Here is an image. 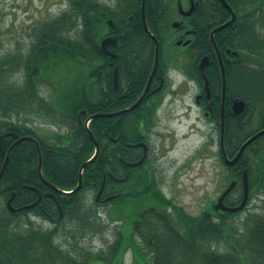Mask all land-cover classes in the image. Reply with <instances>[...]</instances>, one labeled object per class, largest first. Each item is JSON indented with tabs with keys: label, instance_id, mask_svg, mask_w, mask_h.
Listing matches in <instances>:
<instances>
[{
	"label": "trees",
	"instance_id": "16d2710c",
	"mask_svg": "<svg viewBox=\"0 0 264 264\" xmlns=\"http://www.w3.org/2000/svg\"><path fill=\"white\" fill-rule=\"evenodd\" d=\"M114 1L125 5L140 2ZM105 2L68 0L66 8L31 27V39L25 51L16 49L0 56V133L9 130L18 136L34 133L25 120L12 119L13 114L17 117L44 114L52 121L67 120L72 124L70 130L54 133L53 141L41 146V173L61 189L76 185L80 164L93 151V142L84 125L86 117L131 104L141 93L148 73L139 90H126L124 96H121L120 87L112 85L98 96L95 94L89 81V66L91 59H101L104 55L98 40L106 30L105 19H112L118 31L126 29L121 36L128 46L132 39L149 38L142 27L139 8H101ZM227 2L236 8V20L226 28L225 40L215 36L220 50L229 47L236 52L231 61L223 58L227 94L229 86L235 84L236 95L260 114L259 124L251 129L246 128L249 122L244 118L238 119L234 143L228 138L229 126H226L225 150L233 156L241 143L264 125L261 117L264 110V0ZM145 16L149 17L148 8ZM208 46L212 49L210 42ZM63 63L71 64L69 70L73 67L76 72L65 82H52ZM15 71L21 73L20 81L9 79ZM204 71L212 91L220 84L214 56ZM43 80L53 86L49 98L39 89ZM111 80L109 70L103 74V81L110 84ZM149 102L146 96L132 109L114 116L116 119L125 117L126 142L146 141L153 126V106ZM106 120L107 117L94 116L89 121L88 127L99 145L97 154L82 169L81 188L73 193L69 207L66 209L64 200L58 197L62 215L46 227L34 224L27 214V210L42 214L37 206L12 211L4 202L12 192L13 206L33 201L36 192L26 185L39 191L47 188L40 180L37 154L31 140L22 139L11 148L0 181V201L3 200L0 203V264H264V211L248 212L236 230L228 223L233 213L216 210L212 203L197 215L187 213L153 184L149 158L126 167L124 172L118 171L121 163L118 152L123 160L133 161L139 158L140 148L125 144L124 150L118 151L121 137L115 130V147L107 155L102 147ZM13 140L11 136H4L1 139L3 149L6 150ZM3 160L0 152V168ZM234 165L238 168L236 179L241 168L248 170L249 196L255 190L264 192V134L244 148ZM110 173L124 179H113ZM103 174L104 192L118 193L106 210L108 220L119 223L104 247L92 249L78 237L87 232L93 234L102 227L99 229L94 200L92 206L86 205L81 193L85 189H96ZM230 178L228 176L227 180ZM226 199L231 200L229 196ZM50 201L53 202L51 198ZM42 206L51 212L47 199L42 200ZM168 207L172 208L171 213ZM215 244H223L225 248L218 249ZM128 250L131 260L125 261Z\"/></svg>",
	"mask_w": 264,
	"mask_h": 264
},
{
	"label": "flooded vegetation",
	"instance_id": "af4514ba",
	"mask_svg": "<svg viewBox=\"0 0 264 264\" xmlns=\"http://www.w3.org/2000/svg\"><path fill=\"white\" fill-rule=\"evenodd\" d=\"M113 2H105L101 8H139L141 24L144 28L141 8H144V15L146 8L149 10V17L145 16V21L149 30L152 33V36L149 35L148 39L136 38L132 39V42L129 43L130 46L123 42V37L121 34L126 32V29L123 27L121 31L117 30V26L113 20L112 23L108 21L109 18L105 19L106 30L99 38L98 43L103 52V57L101 59H91L90 63V74L89 81L93 89H97L98 92L103 90H108L110 85L114 88L120 87L121 96H124L126 90L134 91L139 90L141 82L144 80V76L147 73V76L143 82L142 89L147 83V79L150 71L153 68L155 52L157 51V61L155 70L151 76V79L148 84V90L146 96L149 98V103L153 106V126L154 130L155 125L158 121V109L162 104L164 96L167 94L175 96L179 92H188L189 89H192V98L193 102L196 105L197 109L200 111V114L205 118V120L217 130V143H218V161L225 166L226 168V177L230 176L231 178L227 180V184L215 197V200L220 195V193L225 189L229 182L234 181V186L232 189L223 197L222 201L224 204L229 206L237 205L242 198L244 187H243V169L246 170V183H247V200L245 206L238 210L234 211L233 216L242 212L243 209L248 206L250 203L249 197V174L246 167L241 168V173L239 178L236 179L234 175L238 170L237 166L234 165L236 161L231 164H225V158L223 156V150L221 146V139L224 147V153L227 158H231L226 153L225 150V138H226V126L228 128V138L231 142L234 143L237 131V121L238 119L244 118L245 122H249L252 119V114L254 112L253 108H248L245 106L243 110L236 113L234 112L233 101L237 98L236 90L237 86L235 84L229 86V93L227 94V85L225 87L224 101L222 105V87L221 79L219 86L213 87L211 91L206 93L202 72L199 70V61L202 56L208 57V63L213 58H216L217 65L218 59L215 52L212 39L215 41V36L219 40H225L227 37L226 28L233 24L237 17L236 8L231 7L229 10L221 0H148V3L142 5L141 0L139 4H120ZM224 10L228 13L225 14ZM130 17L127 19L129 21ZM223 19V20H222ZM126 21V20H125ZM228 21V22H227ZM174 25H172V23ZM226 25L221 26L223 23ZM145 30V29H144ZM112 35L115 36V40H112L109 43H106L104 47H101L100 41L103 37ZM122 37V38H121ZM212 38V39H211ZM125 41V39H124ZM209 42L212 45V49L209 48ZM216 43V41H215ZM217 45V43H216ZM218 47V45H217ZM219 48V47H218ZM213 51V52H212ZM220 56L224 63V59L231 61L232 54L236 55L235 51L230 50L229 47H225L224 50H220ZM113 53V54H112ZM214 53V55L212 54ZM118 61V62H117ZM116 69V82L114 78L109 84L108 81H103V74L108 73L111 70L114 73ZM143 69V72H142ZM175 69H180L184 72L186 77L190 80H193V86L187 85L185 87L182 84H177L179 80L175 77L177 75ZM226 73V72H225ZM201 79V82L199 81ZM220 78V73H219ZM142 91V90H141ZM182 95V93H181ZM104 104H108V101H104ZM111 110H106L104 112H109ZM263 112V110H262ZM261 112V115H262ZM106 126L104 127L103 135V148L106 151V154H111V149H114L116 136L113 135V132L116 130L117 136L121 137V142L118 143V151H122L127 144L125 140V117L116 119L114 116H106ZM223 118V126H222ZM79 119V118H78ZM46 119L42 122L43 125L46 124ZM116 123V124H115ZM264 123V122H263ZM28 124V123H27ZM55 124V123H50ZM30 125V124H29ZM56 125V124H55ZM111 125L114 127L112 128ZM32 126V125H30ZM61 132L70 130L72 124L67 120L61 121L57 124ZM62 127V129H61ZM34 133L29 134L35 137L39 143V147L45 146L48 143L47 135L56 133L57 131L50 130V133H47L45 136L40 135L37 130L32 126ZM111 128V129H110ZM264 129V125L261 127ZM58 130V129H56ZM264 134V133H263ZM11 136L15 139L12 135ZM48 137V138H47ZM148 139V138H147ZM14 141V140H13ZM32 142V141H31ZM12 143V142H11ZM33 143V142H32ZM130 143V142H129ZM146 143V156H150V144L147 140ZM11 145V144H10ZM9 145V146H10ZM34 145V143H33ZM8 146V147H9ZM35 147V145H34ZM99 147V145H98ZM140 155L143 153V147L139 146ZM42 150V149H41ZM93 152V151H92ZM92 154V153H91ZM154 156V155H153ZM120 159V164L118 166V171L124 172L127 166L123 161L122 156H118ZM151 159V158H150ZM150 165H152V160H150ZM221 166V165H220ZM157 161L153 157V184L159 185L156 177L157 171ZM45 178V177H44ZM43 178V179H44ZM40 177V180L43 185L47 188H44L42 191L36 192L37 198L40 194V200L35 206L42 212V214H36L34 210H27V214L30 216H38L40 218L46 219L49 222H54L56 218L60 217L62 214V207L59 203L58 197L60 200H64V206L67 209L68 204L73 199V193L69 194L57 190L56 188L50 186L46 180H43ZM156 182V183H155ZM252 182V178H251ZM100 186V185H99ZM92 189L94 192L93 197L97 207H102L104 205H109L107 201H104V197L110 193L104 192L102 188L101 193L96 198V192L99 188ZM159 187V186H158ZM113 193V192H112ZM58 195V196H57ZM14 196V195H13ZM229 196L231 200H227L226 197ZM50 198L53 202L50 201ZM47 199L48 207L51 208L50 211H46L42 206V200ZM225 201H227L225 203ZM213 202V203H214ZM59 205L61 214L59 215ZM33 206V207H35ZM17 208L18 206H13ZM56 213V214H55Z\"/></svg>",
	"mask_w": 264,
	"mask_h": 264
},
{
	"label": "rangeland",
	"instance_id": "374dc122",
	"mask_svg": "<svg viewBox=\"0 0 264 264\" xmlns=\"http://www.w3.org/2000/svg\"><path fill=\"white\" fill-rule=\"evenodd\" d=\"M101 1L113 2L114 0ZM67 5L68 0H0V56L16 49L25 51L31 39V27L37 21L55 16ZM73 32L72 34H75L76 31ZM70 66L71 64L67 63L59 65V75L52 82L60 84V80L67 81V78L76 72L73 67L69 70ZM175 77L179 80L177 84L186 86L178 75ZM9 79L20 81L22 75L19 71H15ZM187 85L192 87L193 81H189ZM39 89L46 98H49L53 86L49 81L43 80L39 83ZM192 91L189 89L186 93L179 92L175 96L170 94L164 96L158 109L157 124L154 130L151 128L147 140L151 147L150 160H152V165L150 162L149 167L153 170V157L158 165L156 177L159 187L155 186L184 211L197 215L210 205L223 189L226 168L217 159V130L200 114L193 102ZM39 117L30 114L26 117L12 115V119L25 120L26 123L34 126L42 136L50 133V130L59 129L57 124L53 125L50 122L43 125L44 120ZM259 122V112L255 109L246 128H254ZM48 141H52V138H48ZM81 195L86 205H93V193L90 190H83ZM250 197V203L242 212L228 218L232 229L241 227V220L248 212L264 211V192L255 190ZM2 202L3 200L0 201ZM109 206L98 207L97 222L100 225L99 229L102 228L93 234L87 232L82 237H78V240L81 239L92 249L104 247L112 239V232L119 223L109 222L106 212ZM168 212H172L171 207H168ZM31 220L36 225L44 227L50 225L49 221L38 216H32ZM215 247L225 248L223 244H215ZM124 259L131 260L129 250L125 253Z\"/></svg>",
	"mask_w": 264,
	"mask_h": 264
},
{
	"label": "water",
	"instance_id": "95a60500",
	"mask_svg": "<svg viewBox=\"0 0 264 264\" xmlns=\"http://www.w3.org/2000/svg\"><path fill=\"white\" fill-rule=\"evenodd\" d=\"M226 6L228 9H230V6L228 5V3L225 1V0H221ZM141 4L143 5L144 4V0L141 1ZM141 15H142V21H143V25H144V28L146 29V31L151 34V32L149 31L147 25H146V22H145V17H144V8H141ZM228 22V21H227ZM223 23L221 26H224L226 25V23ZM175 22L172 23V25H174ZM212 39V38H211ZM112 40H115L114 36L112 35H109V36H105L104 38H102L100 44L102 47L105 46L106 43H109L111 42ZM212 42H213V45L215 47V50H216V54H217V58H218V64H219V68H220V76H221V86H222V105H223V101H224V93H225V70H224V66H223V62H222V59H221V56H220V53H219V50L214 42V40L212 39ZM156 61H157V51L155 52V58H154V64H153V68L149 74V77H148V81L143 89V91L141 92V94L138 96V98L132 103L130 104L129 106L127 107H124L122 109H119V110H116V111H113V112H109V113H103V112H97V113H94L92 114L91 116L88 117V119L92 116H98V115H116V114H119V113H122L124 111H127V110H130L132 109L134 106H136L140 101L141 99L144 97V95L146 94L147 92V88H148V84H149V81L151 79V76L155 70V67H156ZM208 64V57L207 56H202L200 58V61H199V70H203L205 68V66ZM203 78H204V86H205V89H206V93L209 92L208 90V80L206 78V76L204 74H202ZM116 79V72L114 71V80ZM245 106V101L241 98H235L234 101H233V107H234V112L238 113L240 112L241 110H243ZM262 116L264 118V112L262 113ZM222 126H223V118H222ZM87 129V132L88 134L90 135L91 139L93 140L94 144H95V149H94V153L89 157L87 158L85 161H83L80 165V169H79V173H78V181H77V184L74 188H72L71 190L69 191H65V192H74L76 190H78L81 186V171H82V168L95 156V153L97 152V149H98V145H97V141L96 139L93 137L92 133L90 132L89 128L86 127ZM264 132V129H261L257 132H255L254 134H252L251 136H249L248 138H246V140H244V142L240 145V147L238 148L237 152L234 154V156L232 158H227V156L225 155L224 153V150H223V147H222V150H223V154H224V158H225V161L226 163L230 164V163H233L234 161H236V159L238 158V156L240 155L241 151L253 140L255 139L257 136H259L260 134H262ZM9 134H13V136H16V133H13V132H10V131H6V132H3L0 134V151L2 153H4L5 157H4V160L2 162V165H1V168H0V181H1V177H2V173H3V170H4V166L7 162V158H8V154H9V151L11 149V147L13 146V144L24 138V137H27V136H20V137H17L16 140L12 143V145L7 149V151L5 152L1 146V138L4 136V135H9ZM29 138L32 139V141L34 142L35 144V147H36V150H37V155H38V172L41 176V178L43 179V175L41 173V155H40V149H39V146H38V143L36 141V139H34L33 137L29 136ZM133 145H141L143 146L144 150H143V154L142 156L136 160V161H133V162H125L127 165H132V164H137L139 162H141V160L144 158L145 154H146V145L145 143H143L142 141H138V142H135ZM221 146H222V139H221ZM117 179H123L122 177L121 178H117ZM44 180V179H43ZM47 182V181H46ZM103 182H104V176H103V180L101 182V185L96 193V198L99 196L100 192H101V189L103 187ZM50 186L54 187V188H57L55 187L54 185H52L51 183L47 182ZM234 185V181H231L228 186L224 189V191L219 195V197L216 199L215 203H214V207L215 208H221L223 210H228V211H236L238 209H241L245 202H246V199H247V184H246V170L244 169L243 170V187H244V191H243V196H242V199L241 201L239 202V204L235 205V206H226L223 204V197L225 196V194L233 187ZM31 188H33L34 190H37L35 187H32V186H29ZM39 193V192H38ZM116 194H110V195H107L104 197V200L105 201H109L111 199L114 198ZM13 196V194L7 199L6 203L7 205L9 206V208L11 210L15 209L14 207H12L10 205V199L11 197ZM40 200V194H38V197L26 204V205H23V206H20L18 207V209H22L24 207H31L33 205H35L36 203H38Z\"/></svg>",
	"mask_w": 264,
	"mask_h": 264
}]
</instances>
